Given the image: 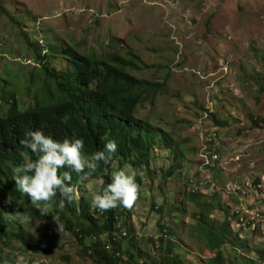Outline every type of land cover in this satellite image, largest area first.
<instances>
[{
    "label": "rangeland",
    "instance_id": "1",
    "mask_svg": "<svg viewBox=\"0 0 264 264\" xmlns=\"http://www.w3.org/2000/svg\"><path fill=\"white\" fill-rule=\"evenodd\" d=\"M64 50L108 66L123 60L137 80L163 85L135 113L140 133L150 130L148 163L111 162L112 171L130 165L141 177L129 207L92 206L101 178L87 175L74 182L76 213L59 209L53 198L48 225L34 214L23 224L0 209L6 233L0 264L21 256L28 264H100L73 233L91 222L103 226L106 211L127 231L117 243L126 263L164 264L175 257V264H264V220L247 227L235 214L248 207L264 215V0H0V116L14 102L32 105L33 94L41 96L36 89L53 102L59 98L44 89L49 77L34 67L62 76ZM28 84L36 89L30 85L27 93ZM1 165L2 179L11 181L18 165ZM193 185L196 201L189 199ZM16 195L29 200L16 186L11 192L0 185L2 206ZM57 213L64 236L52 220ZM224 221L229 227L219 238ZM206 231L218 241L220 257L207 247ZM20 233L27 244L12 237Z\"/></svg>",
    "mask_w": 264,
    "mask_h": 264
},
{
    "label": "trees",
    "instance_id": "2",
    "mask_svg": "<svg viewBox=\"0 0 264 264\" xmlns=\"http://www.w3.org/2000/svg\"><path fill=\"white\" fill-rule=\"evenodd\" d=\"M54 49L52 48V51ZM53 52H56V49ZM62 53L63 56L67 57L68 62L67 69L62 71L64 74L57 77V74L48 72L45 69L49 79L42 81L44 89L52 88L59 95V98L53 102L43 94L42 90L38 91L34 84H28L27 93H30L29 86L31 85L30 88L34 87L41 96L33 94V104L27 108L20 107L14 102L6 114L0 116V185L11 192L16 186L13 183L15 181L13 179L10 181V177L5 180L2 179L5 171L1 163L12 160L13 163L19 165L25 158L31 160L38 158L37 154L20 143V140L25 137V133L29 130H42L46 135H51L56 140L71 138L75 133L76 136L83 138L84 148L82 152L85 154L104 150V144L107 140H115L116 151L111 154L108 162L100 161L97 170L88 175L90 177L99 175L100 178H103L105 184L110 182V176L106 174L105 170L108 173L112 172L111 162L117 161L120 166L128 163L134 168L139 165L147 166L148 153L152 145L149 140H144V138L147 137L150 130L147 127L144 135L140 133L135 113L138 105L147 100L153 101L154 94L163 85L137 80L125 70L128 63L117 58H114V66H108L105 61L100 62L67 50ZM42 70L44 73V69ZM5 100L6 97H3V101ZM146 157L147 160L145 161ZM64 170L71 171L67 166L62 168V172ZM85 171L87 170L85 169ZM71 175V181L66 183H71L72 186L78 178L87 176L74 171ZM135 179L138 186H140L141 177L136 174ZM71 195V201L65 199L64 206L75 214L76 204L73 201V193ZM199 196L200 194L191 193L189 199L196 201ZM10 197L13 202L8 201V204L4 206H2L3 199L0 198L2 212L9 215H16L17 211L28 215L34 214L37 216L36 219L43 220L48 225L50 219L45 214H41L36 209L27 206L29 200L22 199L20 195ZM54 198L58 202L62 197L57 192ZM82 212L83 210L80 212L81 215ZM106 215L109 220L107 219L108 221L106 220L103 226L91 222L88 228L81 226L78 232L73 233L81 249L93 250L89 255H96L100 260V264H110L111 256L102 247L100 236L106 235V231L110 229V226L112 231L114 222L118 221V219H115L116 216L113 212L107 213L106 211ZM200 223H202V220H200ZM228 227L229 223L224 221L219 238L225 234ZM47 228L48 226H46V231ZM66 228L70 231V224ZM79 233L94 235L97 240L84 243L78 238ZM0 235H6L1 228ZM203 235L206 238L209 250L214 253L215 257H220L218 252L220 249L219 243L214 239L213 234L206 231ZM12 237L19 238L24 244H27L26 237L22 233L12 234ZM111 244L113 249L121 251L118 248L119 244ZM174 246L175 244L170 242L167 246L168 250L172 251ZM170 261L175 264L177 260L175 257H173V260L167 258L164 264H171Z\"/></svg>",
    "mask_w": 264,
    "mask_h": 264
},
{
    "label": "clouds",
    "instance_id": "3",
    "mask_svg": "<svg viewBox=\"0 0 264 264\" xmlns=\"http://www.w3.org/2000/svg\"><path fill=\"white\" fill-rule=\"evenodd\" d=\"M42 69L37 70L34 67L36 75L41 76ZM20 143L37 154L38 158L36 160L25 158L14 168L12 179L15 181L18 191L27 194L32 206L37 209L43 208L44 214L48 213L47 209L54 202L53 198L57 192L62 197L56 203L59 209L64 208L65 199L71 201L73 186L66 182L71 181L73 171L78 174L91 175L97 170L100 161L108 162L117 147L116 141L109 139L104 144V150L85 154L82 152L83 138L76 136L75 133L71 138L56 140L51 135H46L42 130L27 131ZM64 166H67L71 171L64 170L58 174V170ZM105 172L110 176V182L105 184L104 180L100 179L99 183L102 187L100 191L92 193V206L101 210L114 208L118 204L124 207L131 206L137 198L139 188L135 179V170L130 165H125L110 173L107 170ZM16 216L20 223L28 224L31 221V217L27 213L17 211ZM115 219L118 218L115 217ZM52 220L56 225V231L58 229L61 232L60 236H64L65 233L62 232L64 225L59 214L52 216ZM115 224L114 222V227ZM73 236L74 239H77L74 234ZM3 264H9V261L5 260ZM14 264H28V261L21 256L16 258Z\"/></svg>",
    "mask_w": 264,
    "mask_h": 264
},
{
    "label": "built area",
    "instance_id": "4",
    "mask_svg": "<svg viewBox=\"0 0 264 264\" xmlns=\"http://www.w3.org/2000/svg\"><path fill=\"white\" fill-rule=\"evenodd\" d=\"M215 136V132L210 133L208 137L206 138L207 142H210L212 137ZM202 156V155H201ZM200 183H205V179H199ZM196 189V186H191L189 192L194 193ZM236 193L238 194H246V191L240 187L236 188ZM236 217L238 218L237 224L243 225V226H250L253 227L255 223H258L260 221L264 220V215L260 214L259 212L252 211V209H249L248 207H244L242 211L236 210L235 212ZM118 223V222H117ZM115 224L114 231L112 237H109L106 235H101L100 237L104 236L105 242L103 244L105 245L104 248L110 253V264H126V262L123 259V254L119 250H115L112 248L111 243H118V241H121L122 238L127 237V231L120 225ZM64 235V234H61ZM78 238L82 240V242L87 243L88 241L94 242L97 240V238L94 235H82L78 234Z\"/></svg>",
    "mask_w": 264,
    "mask_h": 264
}]
</instances>
